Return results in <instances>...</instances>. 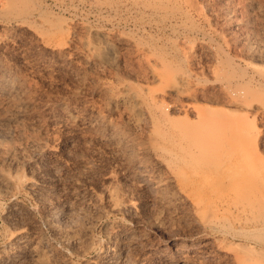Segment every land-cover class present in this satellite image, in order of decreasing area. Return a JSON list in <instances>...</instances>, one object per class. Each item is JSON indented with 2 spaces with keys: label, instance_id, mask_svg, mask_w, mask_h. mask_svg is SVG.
Segmentation results:
<instances>
[{
  "label": "rangeland",
  "instance_id": "1",
  "mask_svg": "<svg viewBox=\"0 0 264 264\" xmlns=\"http://www.w3.org/2000/svg\"><path fill=\"white\" fill-rule=\"evenodd\" d=\"M0 65L27 100L0 168L33 182L0 196V264H264V206L212 185L264 189V0H0Z\"/></svg>",
  "mask_w": 264,
  "mask_h": 264
},
{
  "label": "bare ground",
  "instance_id": "2",
  "mask_svg": "<svg viewBox=\"0 0 264 264\" xmlns=\"http://www.w3.org/2000/svg\"><path fill=\"white\" fill-rule=\"evenodd\" d=\"M123 99L135 104L136 107L133 108V111L140 109L142 100L137 95L126 94ZM26 103L27 100L24 96L22 87L17 81V78L10 75L9 70L1 67L0 65V113L3 112L4 114L3 118L2 116L1 118L4 119V121L13 122V124L18 125L21 122V117L25 114ZM31 146H33L35 151L38 153L43 151L45 143L40 139H34L31 141ZM186 146H188L187 149L189 148L190 150H194L195 147L199 148L200 145L195 143L194 139L191 137L188 139V144ZM226 152L229 156H243L246 154L244 148L241 145H236V143L230 146ZM214 160H218V158L215 157ZM239 171L240 169L238 167L230 168L228 173L217 179L212 185L221 188L229 187L230 192L236 194L230 198V202L241 203L243 199L245 200L246 197L250 196L252 199L250 203L252 208L264 206L263 184L257 180H248L242 177ZM139 173L140 175H143L142 170H140ZM192 175H202V171L199 167L198 169L195 168L193 169ZM203 181H205L206 184V180ZM16 183L28 187L33 185L32 181L23 180L18 175L8 173L3 168H0V196L11 193V190ZM22 234V229L18 228L11 234V236H9V238H7V243L11 244L19 242L23 236ZM32 250L33 254L38 259L45 256V244L42 242H40L38 246H33Z\"/></svg>",
  "mask_w": 264,
  "mask_h": 264
}]
</instances>
